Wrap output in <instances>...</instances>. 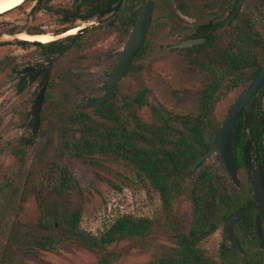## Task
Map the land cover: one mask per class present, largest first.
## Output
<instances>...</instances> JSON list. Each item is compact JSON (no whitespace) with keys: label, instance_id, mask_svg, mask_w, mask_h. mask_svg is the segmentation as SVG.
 Instances as JSON below:
<instances>
[{"label":"rangeland","instance_id":"374dc122","mask_svg":"<svg viewBox=\"0 0 264 264\" xmlns=\"http://www.w3.org/2000/svg\"><path fill=\"white\" fill-rule=\"evenodd\" d=\"M178 1L156 0L147 49L135 62L134 71L121 82L116 100L86 107V99L102 95L106 78L64 79L58 64L55 88L44 105V122L37 139L32 136L29 118L36 94L32 90L18 92L16 76L9 70L11 65L20 69L32 62V47H18L17 42L23 40L16 34H34L44 27L53 35L55 19L46 0L41 7L36 0H28L0 16V36H4L0 39V264H98L97 254L70 236V220L75 214L79 215L81 230L93 235H101L126 220L151 223L147 236L128 235L108 246L115 264H163L178 245L175 228L189 233L195 220L191 199L182 195L171 210H166L149 180L140 177L134 164L125 159V147L112 145L116 152L104 150L105 145L111 147L109 138L101 139L93 133L98 125L104 134V126L129 131L137 128V122L159 126L161 115L175 129L185 131L183 116L197 114L203 91L215 75L205 67V49L195 60L191 51L171 49V44L193 33L191 18L182 15L188 24L185 30L179 29L175 18H166L165 12L171 14ZM247 19L251 31L264 37V10L249 6ZM232 78L228 75L224 79L211 102V119L219 126L234 101L252 83L244 80L232 87ZM142 92L145 105L139 107L137 97ZM75 107L88 117L79 121L80 127L72 134L74 119L68 113ZM112 108L116 114L113 118L107 115ZM97 137L96 148L86 150L83 157L76 154L77 140L87 147L88 141ZM202 170L230 183L219 156L207 160L186 183L196 181ZM239 175V192L252 191V171L239 170ZM224 228L225 223L219 224L199 248L211 264H245L233 253L224 252L232 246L224 239ZM235 228L242 236L241 227ZM51 237L54 246L46 250ZM243 251V257H251L255 264L264 263V249L256 240L245 245Z\"/></svg>","mask_w":264,"mask_h":264},{"label":"trees","instance_id":"16d2710c","mask_svg":"<svg viewBox=\"0 0 264 264\" xmlns=\"http://www.w3.org/2000/svg\"><path fill=\"white\" fill-rule=\"evenodd\" d=\"M263 63L264 37L256 31L253 33L249 26L245 59L207 62L205 67L214 73L215 80L203 91L197 114L190 113L183 116V120H186L183 126L185 131L175 129L171 121L162 115L159 116L161 123L159 126L137 122V128L132 131L125 127L116 130L117 127L104 126V130L107 131L104 134L98 129L99 125L93 130V133L101 139L109 138L108 146L111 147L105 145L104 150L116 152L112 145L125 147L128 154L125 159L134 164L140 177L149 180L161 195L166 210H171L174 202L182 195H187L191 199L194 206V223L189 233L175 228L174 236L178 245L174 254L163 264H211L199 248L200 242L216 230L219 224H226L227 220L243 207L246 208L244 218L236 223V226L241 227L243 234L241 236L236 232L240 245L244 248L245 245H252L256 240L260 246L256 229L258 216L256 204L250 209L247 208L248 203L253 199V190L248 189L241 193L231 180L227 183V179L205 170L198 173L196 181L188 184L186 182L204 165L205 162L196 169L193 168L196 160L211 148L221 127L211 119L210 108L213 97L225 77L227 75L233 77L232 87L238 86L239 82L244 80L253 82ZM144 95L145 93L142 92L137 97L139 107L145 105ZM68 114L74 119L70 125L73 134L80 127L79 121L88 116L83 114L80 107H75ZM107 115L115 117V109H110ZM247 125L248 128L245 129L243 112L233 138L237 164L239 170L250 173L256 162L260 161L264 180V87L252 103ZM97 138L88 141L87 147H84V142L77 140L74 144L77 148L76 154L83 157L86 150L96 148L99 144V137ZM150 224L148 220H126L101 235H93L81 230L79 215L75 214L70 220L69 232L72 238H76L83 246L97 254L98 264H115L107 251L108 246L126 239L128 235L147 236ZM53 241L51 237L49 246H45L46 250L52 249ZM224 252L233 253L245 264H255L251 257H243L233 246ZM247 254L250 256L248 251Z\"/></svg>","mask_w":264,"mask_h":264},{"label":"flooded vegetation","instance_id":"af4514ba","mask_svg":"<svg viewBox=\"0 0 264 264\" xmlns=\"http://www.w3.org/2000/svg\"><path fill=\"white\" fill-rule=\"evenodd\" d=\"M36 1L38 7L43 5L44 0ZM46 1L48 10L55 19L56 31L53 32V35L56 36L49 34L42 27L36 29V32L31 35L37 37L50 35L52 36L51 41L47 43L40 40L18 41L17 46L21 49L32 47V62L20 69L11 65L9 70L16 76L18 92L27 93L32 90L36 94L33 107L39 93L45 89V98L40 114L41 126L37 136L33 134L34 119L31 116L33 107L29 115L32 123V136L35 139L38 138L44 122L42 117L44 105L49 101L50 93L55 88L56 66L58 64L62 66L60 76L64 79L71 77L80 79L106 78L102 84L104 92L101 96H103L108 80L117 69V63L131 33L148 3L152 2L154 10L150 30L126 77L134 71L135 62L144 55L154 26L156 10V0H141L140 3L139 0ZM249 6H254L258 11L263 12L264 0L178 1L171 14L165 12L168 16L166 18H175L179 29L182 30L186 29V25L188 26L182 15L187 19L191 18L193 33L186 39L171 44V49L173 51H191L194 60L200 58L204 49L208 53L205 55L208 61L223 62L245 59L247 30L250 26L247 19ZM79 24L82 26H76ZM74 29H78V32L71 34ZM179 34L176 33V35ZM200 39H204V42L191 47H178L188 40ZM101 96L89 99H98ZM87 100L85 101L86 107H88ZM112 101L114 100L97 106H104Z\"/></svg>","mask_w":264,"mask_h":264},{"label":"water","instance_id":"95a60500","mask_svg":"<svg viewBox=\"0 0 264 264\" xmlns=\"http://www.w3.org/2000/svg\"><path fill=\"white\" fill-rule=\"evenodd\" d=\"M1 1V0H0ZM141 0H139V3ZM153 3L150 2L144 9L139 21L137 22L133 32L131 33L120 59L117 63V69L114 74L109 78L108 85L105 93L98 99H88L87 106H97L105 104L111 100L116 99V91L120 83L128 74V71L133 64V61L137 55V52L142 48L145 43V39L151 27ZM18 37V35H16ZM4 36H0V39ZM204 39L200 40H188L179 45V48L191 47L203 43ZM264 87V64L258 72L254 81L239 95L234 101L229 112L221 125L219 132L213 140L211 148L202 154L194 163L193 168L196 169L202 163L211 159L214 156H219L222 160L225 170L228 173L232 183L236 187H240V175L239 167L237 164L235 151H234V132L237 124L244 112L246 127L248 128V115L251 110L253 101L260 95L261 90ZM45 98V89H43L35 102L32 110V118L34 119L33 134L38 135L40 131L41 121L40 114L43 107ZM253 180V195L254 201L248 203L247 208L250 209L255 203L258 209V217L256 218V229L259 244L264 249V180L262 177V165L260 161L256 162L255 167L252 169ZM246 208H241L235 212L226 222L224 228V239L230 243L238 252L242 255H246L243 248L240 245L237 234L235 232V224L240 222L245 215Z\"/></svg>","mask_w":264,"mask_h":264},{"label":"bare ground","instance_id":"6f19581e","mask_svg":"<svg viewBox=\"0 0 264 264\" xmlns=\"http://www.w3.org/2000/svg\"><path fill=\"white\" fill-rule=\"evenodd\" d=\"M26 1L27 0H1L0 1V16L5 15L11 11H14L15 9H17L21 5H24L26 3ZM77 32H78V29H74L71 32V34H76ZM18 36L22 40H26L29 42H34L36 40H40L44 43H47V42L52 40V36H50V35H43V36L37 37V36L31 35V34L21 33Z\"/></svg>","mask_w":264,"mask_h":264}]
</instances>
